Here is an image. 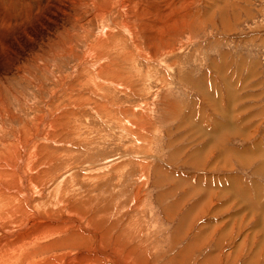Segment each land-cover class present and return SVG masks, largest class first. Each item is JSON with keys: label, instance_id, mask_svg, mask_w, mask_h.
<instances>
[{"label": "rangeland", "instance_id": "rangeland-1", "mask_svg": "<svg viewBox=\"0 0 264 264\" xmlns=\"http://www.w3.org/2000/svg\"><path fill=\"white\" fill-rule=\"evenodd\" d=\"M70 1L0 0V148L55 118L37 150L63 199L47 191L46 210L100 235L47 236L31 264L96 249L89 264H264V0H155L152 16L125 0L137 46L113 29L128 58L95 80L79 62L111 22L95 6L115 0ZM168 7L178 24L156 18ZM141 26L165 30L146 43Z\"/></svg>", "mask_w": 264, "mask_h": 264}, {"label": "bare ground", "instance_id": "bare-ground-1", "mask_svg": "<svg viewBox=\"0 0 264 264\" xmlns=\"http://www.w3.org/2000/svg\"><path fill=\"white\" fill-rule=\"evenodd\" d=\"M67 1L69 3L70 0H67ZM123 1H125V0L110 1L109 4H106L103 6L101 5L100 7H97V8L95 6L96 4L92 1V4L95 6V12L97 14V18L99 17L100 19H104V20H107L109 18V21H111V22L107 23V24L105 23L106 25H104V23L101 25V28H102L101 31L102 32H101V35L99 36L100 38L96 39L95 45H91L90 47H88V50H85V52H84V53H87V55L89 57L96 58V60L94 62H92V61H87L88 59L86 58V61H85V58H83L79 62L82 70L85 71L86 70L85 68L93 70V72L91 73L92 79L89 78L90 80H93V78L95 80V79H99V77H101V76L114 74L113 68L116 69L118 66V65L116 66L115 60L118 58H119V60H122L123 57H125V56L127 57L129 55V54L126 55L127 53L125 54V52H123V51L120 52V50H119L120 49V47H119L120 43L117 42V38L115 41V37H114L115 34H114L113 29H116L119 31L125 30L124 32L121 31V33L125 34L124 36L128 37V39H127L128 41L131 39V43H133L135 47L137 46L136 45L137 43L133 42L136 35L134 36V38L129 39V37L131 35L135 34V31L131 30V26H130L131 22L133 24V22L138 23V21L135 18H132L130 20L126 19L129 17L128 16L129 11L124 12L122 10ZM126 1H132L131 9L133 8L134 11L136 12L134 15L144 13L143 15L152 16V13L155 11V9H153V6H155V3H154L155 0H126ZM72 2H74V0ZM71 3H70V5L73 4V3L72 4ZM75 3H76V0H75ZM75 3H74V5H76ZM83 3H84V1H83ZM157 6H159L158 3L156 4V7ZM170 6H172V4ZM160 7H162V5ZM58 8H59V6H58ZM157 8H159V7H157ZM159 11L161 12V14L159 15V17H156L159 21L163 19L165 22H168L169 25H171V23L172 24L176 23L175 20L174 21L170 20L171 16L169 17V15H171L173 12L170 10V7H168V10H163L160 8ZM63 12H64V10H61V9L58 11V13H61L64 16ZM71 12H73V11H71ZM24 13H26V12H24ZM116 14H119L122 17L123 21L121 22V26H119L120 25L119 23H116V22L114 23V21L112 22V18ZM67 17H69V16H67ZM37 18L38 17L36 16V18L34 19V23L38 22ZM167 18H168V20H167ZM151 19L153 20V18H150V21H151ZM138 20L141 21V17ZM154 20H155V18H154ZM54 21H55V19H54ZM142 21H144V20H142ZM144 22H146V21H144ZM176 24H178V23H176ZM143 25H144V23H143ZM146 25H147V23H146ZM156 25H157V23H156ZM166 25H167V23H166ZM160 26H162L161 23H160ZM160 26H157L156 30H152L151 32H147L146 28L141 26L142 27L141 30L143 31L141 34L145 38V39L144 38L143 39L146 43L151 42V40L153 38L155 39L156 36L158 35L157 32H161V31H159V29H162V27H160ZM164 27H166V26H164ZM26 29H28V28H25V30ZM163 30H165V28L162 29L161 34H163V32H164ZM155 31H157V32H155ZM136 34H140V33H136ZM25 35H26V38H29V36L27 34H25ZM121 42H123V41H121ZM124 46H125V44H124ZM140 50H142V49H140ZM69 53H71V52L69 51ZM127 60L128 59H126V61ZM112 66H113V68H112ZM115 66H116V68H115ZM78 71H76V72H78ZM81 72H83V71H81ZM116 72H117V70H116ZM84 73H82V74H84ZM116 74L118 75V73H116ZM88 75L90 76V74H88ZM85 76H87V75L85 74ZM114 76L115 75H113V77ZM117 77H119V75ZM117 77L112 78V80L109 81V84H111V85L116 84L115 86H117L118 85V82L116 80V79H118ZM105 82H107V81H105ZM119 83H121V82H119ZM1 102L3 103V100ZM4 105L2 104V106H1L2 108L0 107L1 111L6 110V106H4ZM74 109H77V108H74ZM94 111H96V110H94ZM74 114H76V112ZM48 115H50V114H48ZM49 117L50 116L45 115V116L39 118L41 120L37 119L38 120V122H36L37 127L32 126L33 129L29 133H28V131H22L21 133H18V134L16 132H14L17 135H14L12 137L11 141L5 143L2 146V148H0V228L2 229L1 232L4 231L3 236L0 237V264H21L22 259H23V261L25 259L28 264H31L29 257H26V256H28V254L25 252V250L27 251L28 248H35V247L39 246L41 244V240L45 239L47 236H53V235L60 236L57 233L62 232V234H63V233L68 232V228L76 229L77 231H75V234H74L76 236L82 237L83 235H85V232H86V234H88V233L92 234L91 236L96 239L97 243L99 241L100 235L98 234V232H95L89 228L90 223H88L86 216L85 217L82 216L83 218H81L79 216L77 217L76 214H75L76 216L74 215V213H76L75 211H74V213H72V211H69L67 209L68 207L65 208L64 206L63 207L61 206L58 210L53 211L54 216H50L51 213L48 214L49 212H47V210H46L48 194H50V196L52 198L56 199L57 201H59L61 199V198H59V200H58V198H55V196L59 193V189L57 187H55V184H56L55 182L57 181V178L50 179L46 182L47 177H48V169H47L48 165L46 163L47 159H46L45 155L43 157H41V154L39 153L40 150L39 151L37 150L38 146L46 147L47 144L49 143V140L46 138V136L44 134V132L46 131L45 128L43 129V133L40 135L41 129L43 128V123L45 122L44 123V125H45L47 120L52 118V117H50V118ZM52 119L55 120V118H52ZM50 121H49V124H50ZM52 124L53 123H51V125ZM34 126H36V125H34ZM74 126H76V125H74ZM25 127H26L25 130H27L28 126H25ZM61 128H59V129L62 130ZM69 128L74 130L73 126L69 127ZM69 128H68V130H66L67 132L69 131ZM50 129H51V127H50ZM45 133H47V132H45ZM50 140H51V138H50ZM53 145H54V143H53ZM49 146H50V144H49ZM3 149H7V151H4ZM14 176H17V179L13 181ZM47 191L50 193H48L46 196ZM57 201H55V202L53 201L55 203V205L59 204V202H57ZM73 206H75V205H73ZM67 211H69V212H67ZM81 215H83V214H81ZM47 216H49V217H47ZM86 223H88V224H86ZM7 229H9V231H5ZM71 237H72V235H71ZM73 242H74V240H73ZM71 248H73V247L71 246ZM97 255H103V254H100L96 249L95 253L93 252V256L101 259V257H97ZM23 256L25 258H23ZM64 256L65 257L62 258V260L64 259V262L67 263L68 260L71 258V257H69L70 253L69 252L64 253ZM93 256H88V254H86V255L83 254L82 257H79V260H80L79 264H89V261L92 259ZM32 257H34V256H32ZM35 264H37V263H35Z\"/></svg>", "mask_w": 264, "mask_h": 264}]
</instances>
